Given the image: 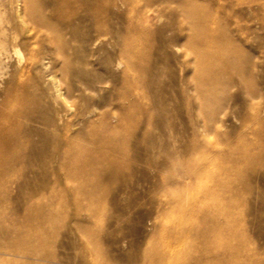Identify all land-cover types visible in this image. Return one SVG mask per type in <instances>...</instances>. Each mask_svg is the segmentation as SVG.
<instances>
[{
  "label": "rangeland",
  "instance_id": "obj_1",
  "mask_svg": "<svg viewBox=\"0 0 264 264\" xmlns=\"http://www.w3.org/2000/svg\"><path fill=\"white\" fill-rule=\"evenodd\" d=\"M75 1L65 9L74 14L68 22L57 26L66 43L62 51L74 63L67 82L78 99L70 111L62 112L58 121L52 111L55 106L45 93L52 75L62 79L52 36L44 29L35 31L36 25L30 22L21 24L16 10L19 6L20 11L34 12L36 5L51 19L58 12L54 7L59 0H36L34 6L30 0H0V143L10 125L7 116L25 110L32 114V120L20 119L23 128L19 134L37 148L52 151L56 144L44 145L40 142L41 133L63 141L62 129L42 123L46 116H54L57 126L75 124L67 133L78 132L76 142L80 147L113 156L123 164L113 179L105 167L91 165L87 171L101 173V177L91 176L89 183L104 193L82 199L77 194V184L67 176L68 170L79 171L80 166L57 169L58 165L52 163L48 168L50 173L58 174V179L49 180L55 196L48 203L44 199L35 200L42 206L49 204L64 210L63 214L68 216L54 233L43 234L47 244L44 251L52 252L56 258L51 264H171L168 258L184 255L185 247L194 241L189 233L171 230L186 227L211 230L215 220L226 215L230 218L223 220L222 226L230 228L236 236L246 235L251 246L261 252L264 262V125L252 119L260 103L264 104V0L199 1L212 11L209 25L213 29L225 27L234 38L245 41L254 69L242 90L236 84L229 86L222 96L218 116L221 122L208 132L199 127L206 122L205 116L195 118L198 127L195 131L185 127V122H189L188 107L175 96L182 86L183 75L194 70L195 57L184 48L172 46L169 49L172 57L165 63L161 59L163 36L168 37L173 31L182 37L186 35L175 25L171 10L166 2L162 3L165 0H130V4L98 0L104 7L99 31L89 20L79 22L84 12L81 3ZM120 34L126 35V43L136 50L131 57L134 67L128 71L112 47L114 43H122ZM111 51L116 52L113 58L108 56ZM40 59L45 67L40 66ZM186 61H191L190 65ZM154 68L159 70L155 72ZM80 73L84 74V81L79 79ZM128 86L129 97L123 101ZM157 96L164 110L155 103ZM136 100L140 105L132 108L131 117L117 135L123 151L112 153L113 144L104 141L108 131L101 124L103 120L109 125L116 124L115 119L105 116L119 105ZM88 110L92 111L90 115H86ZM178 110L183 111L182 117L177 115ZM78 111L84 112L83 118H74ZM90 121L92 125H88ZM161 122L167 124L165 132L159 127ZM21 153L31 156L33 172L43 171L30 148L18 154ZM23 172L19 171L0 189V196L7 195L10 203L17 194L15 183L24 176ZM89 209L97 211L94 228L99 250L93 252L83 247L74 230L76 221H87ZM164 247L168 258L159 263L158 252Z\"/></svg>",
  "mask_w": 264,
  "mask_h": 264
},
{
  "label": "bare ground",
  "instance_id": "obj_2",
  "mask_svg": "<svg viewBox=\"0 0 264 264\" xmlns=\"http://www.w3.org/2000/svg\"><path fill=\"white\" fill-rule=\"evenodd\" d=\"M199 1L200 0L161 1L162 3L166 2L168 5L178 29L186 32V35L182 37L180 34L175 33L173 29V33H171L170 36L162 37L161 52L163 56L161 59L165 63L172 57L169 51L172 46L184 48L195 57L192 63L195 66L194 70L191 72L187 71L185 75H183L181 80L182 86L178 91H174L176 92L175 96L177 99L182 101L181 103H183L184 106L188 107L187 116L189 122H185V127L195 131V129H198L197 123H194L195 118L197 119L198 117L205 116L206 122L199 125V127L202 132H208L214 131L216 129L215 124L221 122L218 116L223 105L222 96L226 94L229 86L236 84L239 89L242 90L247 83V79L253 75L254 69L253 60L251 58L252 55H250L249 50L245 49V41L234 38L225 27L221 26L219 30L213 29L209 25V22L213 20L212 11L210 12L208 9L209 7L207 8V6ZM78 2L81 3L82 12H84V15L82 14V16L79 17V22L82 23L89 20L95 31H99V29L102 30L99 17L103 11V5L98 3V0H78ZM121 2L130 4V0H121ZM30 3L34 6L36 0H30ZM56 5L54 9L56 8L59 13L57 12L51 19L46 18L36 5L33 7L34 12L28 13L23 10L20 11L18 6L16 18L21 24L23 23L24 25L30 22L36 25L35 31L44 29L52 36L54 42L53 53L58 57L62 79L60 81L56 75H50L52 77V82L49 87H47L45 93L46 95L48 94L47 98H49V101L51 99L50 102H52L51 104H53V107L55 106L52 111L55 117L57 116L59 118L58 121H60L62 112L66 109L70 111L73 108L75 99L78 98H76V94L74 95V88L67 82V75L68 73L70 74L69 71H71L72 64L74 66V63L71 62V57L62 51V49L66 48V43L63 41L64 39H61L60 36L62 32L57 26L74 14L70 11H65V9L73 6L72 0H59V3ZM214 17L216 16L214 15ZM174 28L176 27L174 26ZM104 34L101 36H104ZM120 37L123 39L121 44L118 42L120 46L114 43L112 47L117 50L116 52H118V55L124 60L125 68L128 71L131 67H134L131 57L136 53V50L131 47L129 43H126V35L120 34ZM147 46L149 47V44ZM116 52L111 51L108 55L109 58H113L112 56H114ZM118 62H120V60ZM39 63L40 66H46L42 59L39 60ZM190 63L191 61H186V65H190ZM158 70H155V72ZM78 76L80 80L84 81V74L80 73ZM86 89H89V86H86ZM189 91L191 94H189ZM128 97L129 86L123 95L125 99L123 101L128 100ZM154 100L156 104L158 103L160 109L164 110L161 98L157 96ZM127 103V105H119L115 111L105 116V118L108 117L111 120L115 119L116 124L109 125L107 121L104 120L101 124L102 128L108 131L104 141H111L113 144L112 153L119 154L123 151V147L117 141V135L120 133L119 131L122 129V126L125 125V122L131 117L132 108L138 106V104L140 105V102L137 100L132 103ZM262 103L263 102L257 107L252 117L253 121L258 125H264V104ZM165 111H167V109ZM182 112L183 111L178 110L177 115L179 114L182 117ZM91 113L92 111L88 110L86 115H90ZM29 114L25 112V110H19L16 113L8 115L7 119L10 125L7 126L5 130L6 136L3 137L0 143V189L2 188L3 190V187L8 184L11 177H16L19 171L23 170L25 172H23L24 176L21 180L16 179L15 191L17 194L14 193L16 195L11 199L12 203L8 201L9 197H7V195L0 196V264H51L56 260L52 252L46 253L44 251L47 244L43 234L54 233L59 226L63 225L68 216L63 214L64 210L60 211V209H54L49 204L42 206L35 200L36 198H39V200L44 199L48 203L55 196V191L51 184L52 181L49 182V180L52 178L53 181L58 179V174L48 171L52 163L58 165L57 169L66 165L81 167L79 171L73 170L70 172L68 170L67 173L68 178L73 179L77 184L76 190L80 199H82L83 196L85 198H91L94 195H101L104 193L98 186L89 183V178H91V176L95 178L101 177V173L92 172L91 170L89 172L87 171L91 165H101L105 167L109 172L108 175L112 179L116 177L121 169V165H123L122 161L113 156L106 154L99 155L90 148L80 147L76 142L77 138L80 136L78 132L72 134L67 133L68 128L75 124L63 123L57 126V123H55L53 119L54 116H52L53 118L47 116L45 118L44 116L45 119L42 123L49 128L57 129L59 127L62 129L63 141L59 138H55V135H47L40 132V142L46 146L51 142H56V144L53 146L52 151L44 150L45 148H37V145H34L26 137L24 139L19 134L23 128L20 119L32 120V114ZM84 115V112L78 111L74 114V118H83ZM243 120L244 119H242V121ZM88 123V125H92L91 121ZM159 127L163 132L168 129L167 124L163 122H161V126ZM178 132L180 133L181 131ZM192 137H194V135H192ZM26 148H30L31 153L36 156L35 159L38 161V166L43 170L42 172L35 173L32 171L33 164H30V155L23 153H21L23 155L18 154ZM31 162L33 163V161ZM34 162H36V160ZM44 193H47L48 197L45 196ZM9 204L12 206H9ZM78 206L80 207V204ZM96 214V209H89L87 221H76L74 223V230L79 234L83 247L85 246L84 248L92 252L99 250L98 235L95 234L94 228V220L97 217ZM229 218L230 215H226L225 218H217L212 224L211 230L197 227H186L184 229L175 228L171 230L179 234L184 232L189 233L194 241L185 247L184 255L173 257L171 260L166 255L167 248L164 247L160 249L158 252V262L163 263L168 258L171 264H264L261 252L251 246L250 239L246 235L236 236L230 228L222 226L223 220H228ZM216 229L218 230L217 232H215ZM47 247L49 248V246ZM135 257H137V255Z\"/></svg>",
  "mask_w": 264,
  "mask_h": 264
}]
</instances>
